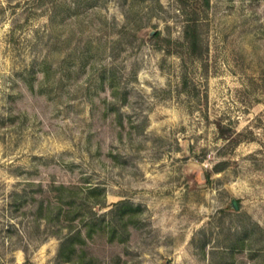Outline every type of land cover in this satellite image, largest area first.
<instances>
[{
    "label": "rangeland",
    "instance_id": "1",
    "mask_svg": "<svg viewBox=\"0 0 264 264\" xmlns=\"http://www.w3.org/2000/svg\"><path fill=\"white\" fill-rule=\"evenodd\" d=\"M186 19L0 0V264H69L74 206L117 226L93 264H264V0H211L199 52Z\"/></svg>",
    "mask_w": 264,
    "mask_h": 264
},
{
    "label": "trees",
    "instance_id": "2",
    "mask_svg": "<svg viewBox=\"0 0 264 264\" xmlns=\"http://www.w3.org/2000/svg\"><path fill=\"white\" fill-rule=\"evenodd\" d=\"M182 9L186 11L187 19L184 29L185 38L188 42L189 49L192 52H199L203 47V35L202 27L204 24V15L206 9L210 6L211 0H194L197 2L196 6L192 4L190 6L191 0H177ZM93 192L98 188H92ZM122 206H127V202H123ZM74 212L72 220L75 217L82 216L81 221L83 224L80 227L74 228L70 233L63 237L61 240L59 249H58V258L61 261L68 262L69 264H93L94 257L89 256L87 249L88 240L93 239L99 232H104L106 230L111 235V238L115 236L117 232V226L114 223V220L110 222V225L107 226L104 223L103 214H94L86 218L85 214L81 213L80 207L74 206ZM115 209L111 210V213L114 214Z\"/></svg>",
    "mask_w": 264,
    "mask_h": 264
},
{
    "label": "water",
    "instance_id": "3",
    "mask_svg": "<svg viewBox=\"0 0 264 264\" xmlns=\"http://www.w3.org/2000/svg\"><path fill=\"white\" fill-rule=\"evenodd\" d=\"M233 204H234V206H235L236 209L239 208V204H238V201L236 199L233 200Z\"/></svg>",
    "mask_w": 264,
    "mask_h": 264
}]
</instances>
